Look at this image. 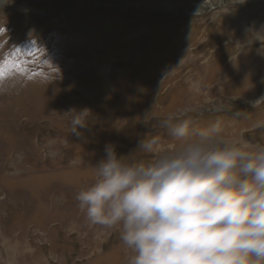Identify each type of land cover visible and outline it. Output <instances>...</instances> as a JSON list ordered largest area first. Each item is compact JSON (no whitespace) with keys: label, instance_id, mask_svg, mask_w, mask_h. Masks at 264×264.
Segmentation results:
<instances>
[{"label":"rangeland","instance_id":"obj_1","mask_svg":"<svg viewBox=\"0 0 264 264\" xmlns=\"http://www.w3.org/2000/svg\"><path fill=\"white\" fill-rule=\"evenodd\" d=\"M204 1L2 0L0 264H83L90 234L131 250L76 197L107 145L126 163L174 151L169 115L264 146V0Z\"/></svg>","mask_w":264,"mask_h":264},{"label":"clouds","instance_id":"obj_2","mask_svg":"<svg viewBox=\"0 0 264 264\" xmlns=\"http://www.w3.org/2000/svg\"><path fill=\"white\" fill-rule=\"evenodd\" d=\"M66 114L73 132L87 127L89 109ZM162 126L181 143L153 162L105 147L95 183L76 197L88 221L120 227L130 264H264V146L225 138L219 120L196 128L169 115Z\"/></svg>","mask_w":264,"mask_h":264},{"label":"crops","instance_id":"obj_3","mask_svg":"<svg viewBox=\"0 0 264 264\" xmlns=\"http://www.w3.org/2000/svg\"><path fill=\"white\" fill-rule=\"evenodd\" d=\"M104 230V229H102ZM105 238L101 237L100 234H90L87 238L83 239V247L86 248L85 261L83 264H130V260L134 253L132 250H125L121 248H105L101 249L98 244L105 242ZM95 245H92V244ZM92 248V250L90 249ZM13 252V251H12ZM27 264H42L40 260L29 261Z\"/></svg>","mask_w":264,"mask_h":264},{"label":"built area","instance_id":"obj_4","mask_svg":"<svg viewBox=\"0 0 264 264\" xmlns=\"http://www.w3.org/2000/svg\"><path fill=\"white\" fill-rule=\"evenodd\" d=\"M210 2H213V0H211V1H210V0H205V1H204L205 4H210ZM192 5H193V8H195L194 4H192ZM203 6H205V5H203ZM208 6H209V5H208ZM180 9H181V7L178 9V11H174V12H175V13H178ZM212 9H213V8H212ZM213 10H215V8H214ZM194 11H195V10H194ZM194 11H193V12H194ZM193 12H191V14H193ZM194 14H198V12H197V13L194 12ZM194 14H193V15H194Z\"/></svg>","mask_w":264,"mask_h":264},{"label":"bare ground","instance_id":"obj_5","mask_svg":"<svg viewBox=\"0 0 264 264\" xmlns=\"http://www.w3.org/2000/svg\"><path fill=\"white\" fill-rule=\"evenodd\" d=\"M0 3H2V0H0ZM164 7H166L167 9H170V8H171L170 4H165ZM177 7H178V6H177ZM219 7H220V6H219ZM29 9H30V8H29ZM29 12L32 13V14H35V12H34L33 10H29ZM181 17H182V16H181Z\"/></svg>","mask_w":264,"mask_h":264}]
</instances>
